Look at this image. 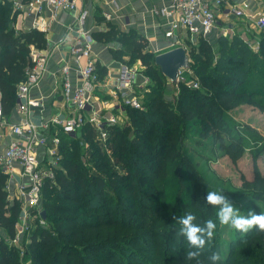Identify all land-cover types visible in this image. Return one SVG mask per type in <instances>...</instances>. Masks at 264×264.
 I'll use <instances>...</instances> for the list:
<instances>
[{
  "label": "trees",
  "instance_id": "obj_1",
  "mask_svg": "<svg viewBox=\"0 0 264 264\" xmlns=\"http://www.w3.org/2000/svg\"><path fill=\"white\" fill-rule=\"evenodd\" d=\"M16 18L9 2L0 3V91L6 118L32 65L31 47L47 45L45 32L15 30ZM104 38L123 45L117 58L131 47L127 63L143 66L151 81L140 94L143 109L125 108L129 126L109 129L111 155L90 124L76 137L58 133L59 166L54 181L45 182L34 213L41 219L45 211V224L36 221L29 238L24 233L20 250L9 241L17 234L21 204L9 199V176L0 171V264H213V253L221 256L216 264H264V233L256 229L242 235L232 228L222 253L218 209L206 202L212 187L196 175L180 149L187 127H194L233 160L241 157V140L224 139L229 125L224 112L249 103L264 113V32L258 53L238 34L233 39L220 36L217 43L205 37L195 45L189 42L190 69L200 87L173 84L175 103L165 97L171 82L155 64L145 37L111 29ZM96 68L105 78L108 73L98 62ZM245 184L251 199L264 202V174L255 169L253 180ZM186 213L201 227L208 220L216 223L213 239L193 260L187 253L196 249L177 235L179 218Z\"/></svg>",
  "mask_w": 264,
  "mask_h": 264
},
{
  "label": "built area",
  "instance_id": "obj_2",
  "mask_svg": "<svg viewBox=\"0 0 264 264\" xmlns=\"http://www.w3.org/2000/svg\"><path fill=\"white\" fill-rule=\"evenodd\" d=\"M79 1L81 0H10L14 11L34 13L36 19L33 28L42 32H47L49 28L48 21L42 15L45 7L51 9L55 17L59 10L76 11ZM156 13L170 20L165 36L174 40L172 47L184 46L187 49L186 42L177 35L179 31L194 45L200 37L208 38L214 29H221L220 36H226L229 30L223 23L232 17L248 19L253 30L264 32V9H252L248 2L238 5L231 4L228 0H172L169 6L156 10ZM84 19L85 14L80 15L79 23ZM79 33L81 37L76 38L68 48L69 61L61 59L59 63L64 115H56L41 125H36L28 117L29 109L40 105L38 100L30 98L29 92L39 84L47 71L48 58L51 56L48 51L31 47L32 65L26 73L25 81L17 90L16 108L19 114L24 115L19 123L8 124L0 91V128L8 127L11 136L4 153L0 155V171L11 176L18 174L21 179L11 196L12 201L16 200L21 204L22 225L15 238L9 241L10 245L17 248L21 247L24 230L29 228V222L34 219V213L42 203L45 182L55 179V170L61 159L58 133L61 131L76 137L86 124H90L97 131V140L111 155L108 149L109 129L122 122L126 116L125 108L143 109V98L137 93L135 85L138 68L123 63L120 64L115 79L100 78L92 53V39L83 29ZM73 65L77 66L81 82L77 86L71 80ZM191 72V69L180 70L178 84L197 89L200 87L199 80L191 78ZM145 84L141 89H146L149 84L147 78ZM104 95H109L112 100H103ZM15 164L19 165V169Z\"/></svg>",
  "mask_w": 264,
  "mask_h": 264
},
{
  "label": "crops",
  "instance_id": "obj_3",
  "mask_svg": "<svg viewBox=\"0 0 264 264\" xmlns=\"http://www.w3.org/2000/svg\"><path fill=\"white\" fill-rule=\"evenodd\" d=\"M5 1V0H0ZM11 5L10 0H6ZM25 1V0H21ZM231 4L241 5L248 2L252 9H264V0H228ZM172 0H81L78 3L76 11L59 10L55 17L51 9L44 8L42 15L49 23L48 31L45 32L47 45L43 51H48L50 57L47 62V71L39 84L33 87L29 96L40 102L36 108H30L28 117L36 125H41L56 115H64L65 108L61 99V79L58 73L59 63L61 59L69 61L70 55L68 48L76 40L80 38V29L88 32L92 39V53L103 69L107 71L106 77L116 78L119 73L120 64H128L132 55V48L125 47L122 50L121 58H117L116 53L123 48L119 42H108L104 37L111 29L117 32L128 33L133 32L141 35L148 40V51L155 55L176 48L172 47L174 41L165 36L169 30L170 20L160 13H156L162 7L169 6ZM13 9V5H12ZM14 10V9H13ZM16 12V11H15ZM85 14V19L80 24L79 16ZM36 16L34 13H18L16 23L14 25L17 31H27L33 28ZM227 26L229 32H240L244 34L245 26L249 25L253 29L251 21L248 19L230 18L223 23ZM221 29H214L208 37L213 42L214 38H219ZM255 31V30H254ZM182 40L186 42L187 50L189 49V38L185 34L177 33ZM99 36V37H98ZM99 39H98V38ZM39 49V48H38ZM85 60H82V64ZM132 66V65H131ZM136 68L141 67L140 62L134 63ZM77 66L73 65L71 80L74 86L80 85V78ZM146 83L144 74L136 75V90L138 94H143L144 88L141 86ZM146 85V84H145ZM105 96V95H104ZM109 97V95L107 96ZM143 98V97H142ZM112 100V98H111ZM116 112V111H115ZM24 117L19 114L17 108L9 118H6L8 124H17ZM11 139L9 128H0V155H2ZM42 153V150H40ZM19 169V165L15 164ZM8 192L9 199L13 191L16 190V184L21 179L18 174L8 175ZM33 219L29 222L31 224Z\"/></svg>",
  "mask_w": 264,
  "mask_h": 264
},
{
  "label": "rangeland",
  "instance_id": "obj_4",
  "mask_svg": "<svg viewBox=\"0 0 264 264\" xmlns=\"http://www.w3.org/2000/svg\"><path fill=\"white\" fill-rule=\"evenodd\" d=\"M0 3L6 4L7 2L5 0L0 1ZM239 33L240 32L230 31L224 37L233 39L236 34L240 35ZM242 33L244 34H241L240 38H242L255 53H258L260 49L261 32H256L247 25ZM217 39L218 38H214L213 43H217ZM136 68H138V73L144 74V68L140 69L137 66ZM259 72L261 71H258V73ZM260 75L263 76L262 73ZM189 76L194 79L193 71L189 73ZM144 77L151 83L148 77L145 75ZM147 87L149 86H146V88ZM165 97L173 103L176 102L177 90L172 83L168 85ZM102 99L111 101V97L107 96H102ZM224 115L227 117L229 124L227 131H224V139L229 141L231 137H233L236 140H241L244 147L241 157H239L237 161L233 160L228 154L221 150L218 144L213 140L201 137V135L195 131L194 127H187L186 138L183 146L180 148L181 152L188 157L189 163L196 175L206 180L212 187V191L226 195L240 215L247 216L249 212L259 214L260 212H264V202L251 199L249 193L251 191L248 189L245 181L249 182L253 180L255 169H258L260 173L264 174V113L249 103H239L232 110L224 112ZM121 121L120 124L122 128L126 129L129 126L127 123V116ZM176 169L177 168H175L174 171ZM174 171L173 173L177 170ZM152 202L153 201H150L149 205H152ZM33 217L34 219L29 225L30 228L24 230L27 238L32 234L37 222H39L40 225L45 224L43 223L44 220L41 221V219H35V216ZM18 221L17 230H19V226L22 225L21 219ZM231 231V226L220 224V233L223 240V247L221 250L223 254L226 252L225 250L230 240ZM133 247L135 249L139 248L136 245ZM21 248L22 246L18 249L20 250Z\"/></svg>",
  "mask_w": 264,
  "mask_h": 264
},
{
  "label": "clouds",
  "instance_id": "obj_5",
  "mask_svg": "<svg viewBox=\"0 0 264 264\" xmlns=\"http://www.w3.org/2000/svg\"><path fill=\"white\" fill-rule=\"evenodd\" d=\"M206 202L218 209L217 217L221 225L231 226L242 235L253 229L264 233V212L240 215L228 197L216 191L207 192ZM195 220L196 217L193 214L186 213L178 221L181 228L177 235L185 237L192 248L196 249L187 253L188 260L197 259L200 256L208 241L213 239L216 229V223L212 220L206 221L203 227L195 224ZM210 260L216 264L221 260V256L219 253H213Z\"/></svg>",
  "mask_w": 264,
  "mask_h": 264
},
{
  "label": "water",
  "instance_id": "obj_6",
  "mask_svg": "<svg viewBox=\"0 0 264 264\" xmlns=\"http://www.w3.org/2000/svg\"><path fill=\"white\" fill-rule=\"evenodd\" d=\"M155 64L160 68L161 73L172 84L178 86V75L180 70L190 69L189 52L184 46H179L163 53L157 54ZM43 219L46 218V213H41Z\"/></svg>",
  "mask_w": 264,
  "mask_h": 264
}]
</instances>
